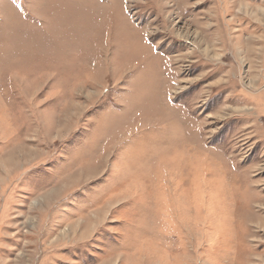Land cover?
<instances>
[{"label":"rangeland","instance_id":"rangeland-1","mask_svg":"<svg viewBox=\"0 0 264 264\" xmlns=\"http://www.w3.org/2000/svg\"><path fill=\"white\" fill-rule=\"evenodd\" d=\"M0 264H264V0H0Z\"/></svg>","mask_w":264,"mask_h":264},{"label":"bare ground","instance_id":"bare-ground-1","mask_svg":"<svg viewBox=\"0 0 264 264\" xmlns=\"http://www.w3.org/2000/svg\"><path fill=\"white\" fill-rule=\"evenodd\" d=\"M84 225V224H83Z\"/></svg>","mask_w":264,"mask_h":264}]
</instances>
